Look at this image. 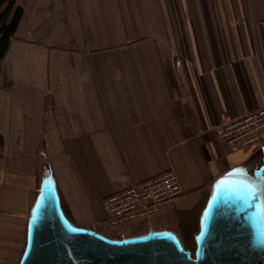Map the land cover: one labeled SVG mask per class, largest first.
<instances>
[{"label": "crops", "instance_id": "crops-1", "mask_svg": "<svg viewBox=\"0 0 264 264\" xmlns=\"http://www.w3.org/2000/svg\"><path fill=\"white\" fill-rule=\"evenodd\" d=\"M15 2L24 13L0 71V228L27 219L50 169L67 217L109 235L105 197L174 169L183 194L119 237L172 229L195 244L214 186L262 162L264 132L234 145L220 129L264 106V0Z\"/></svg>", "mask_w": 264, "mask_h": 264}, {"label": "water", "instance_id": "water-1", "mask_svg": "<svg viewBox=\"0 0 264 264\" xmlns=\"http://www.w3.org/2000/svg\"><path fill=\"white\" fill-rule=\"evenodd\" d=\"M233 172L236 178L213 188L193 254L172 229L115 238L77 226L63 210L48 169L28 213L18 264H264V153L251 176L240 168Z\"/></svg>", "mask_w": 264, "mask_h": 264}, {"label": "built area", "instance_id": "built-area-1", "mask_svg": "<svg viewBox=\"0 0 264 264\" xmlns=\"http://www.w3.org/2000/svg\"><path fill=\"white\" fill-rule=\"evenodd\" d=\"M263 132L264 106L224 123L220 129L221 137L234 145L257 144ZM183 192L181 178L174 169L129 185L103 200L106 223L123 231L130 223L157 214L165 203Z\"/></svg>", "mask_w": 264, "mask_h": 264}, {"label": "rangeland", "instance_id": "rangeland-1", "mask_svg": "<svg viewBox=\"0 0 264 264\" xmlns=\"http://www.w3.org/2000/svg\"><path fill=\"white\" fill-rule=\"evenodd\" d=\"M2 221H0L1 225ZM26 216L12 220L9 228H0V264H14L19 252L23 248L25 238ZM109 235L119 237L118 230L110 229ZM192 237L189 236L187 247L193 249Z\"/></svg>", "mask_w": 264, "mask_h": 264}, {"label": "trees", "instance_id": "trees-1", "mask_svg": "<svg viewBox=\"0 0 264 264\" xmlns=\"http://www.w3.org/2000/svg\"><path fill=\"white\" fill-rule=\"evenodd\" d=\"M24 10L15 0H0V71L1 61L7 53Z\"/></svg>", "mask_w": 264, "mask_h": 264}, {"label": "bare ground", "instance_id": "bare-ground-1", "mask_svg": "<svg viewBox=\"0 0 264 264\" xmlns=\"http://www.w3.org/2000/svg\"><path fill=\"white\" fill-rule=\"evenodd\" d=\"M39 185H40V182L38 183V188H39ZM37 194V193H36ZM36 197V196H35ZM35 199V198H34ZM33 204V203H32ZM32 204H31V206H32ZM31 206H30V208H31ZM30 210V209H29ZM27 220H28V216H27V219H26V223H25V238H24V243H23V248H22V250L19 252V254H18V256H17V258H16V261H15V263L14 264H18L19 263V260H20V258H21V255H22V253H23V251H24V248H25V245H26V227H27ZM116 238V237H115ZM185 248L186 249H188L186 246H185ZM196 248V243L194 244V249Z\"/></svg>", "mask_w": 264, "mask_h": 264}, {"label": "snow or ice", "instance_id": "snow-or-ice-1", "mask_svg": "<svg viewBox=\"0 0 264 264\" xmlns=\"http://www.w3.org/2000/svg\"><path fill=\"white\" fill-rule=\"evenodd\" d=\"M250 190L254 191V189H250Z\"/></svg>", "mask_w": 264, "mask_h": 264}]
</instances>
